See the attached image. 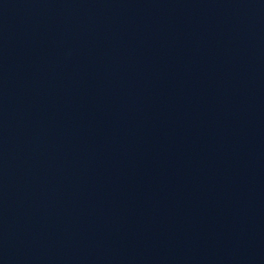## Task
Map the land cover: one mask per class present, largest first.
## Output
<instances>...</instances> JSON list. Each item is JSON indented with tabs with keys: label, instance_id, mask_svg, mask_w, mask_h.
I'll return each instance as SVG.
<instances>
[{
	"label": "water",
	"instance_id": "95a60500",
	"mask_svg": "<svg viewBox=\"0 0 264 264\" xmlns=\"http://www.w3.org/2000/svg\"><path fill=\"white\" fill-rule=\"evenodd\" d=\"M0 264H264V0H0Z\"/></svg>",
	"mask_w": 264,
	"mask_h": 264
}]
</instances>
